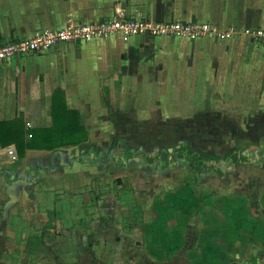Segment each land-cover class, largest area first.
I'll return each mask as SVG.
<instances>
[{"label":"crops","instance_id":"0c3cea01","mask_svg":"<svg viewBox=\"0 0 264 264\" xmlns=\"http://www.w3.org/2000/svg\"><path fill=\"white\" fill-rule=\"evenodd\" d=\"M119 5L130 18L230 35L115 36L0 64V264H240L238 244L243 264H258L264 223L253 211L192 194L193 179L149 201L139 189L152 161L135 143L147 124L200 125L213 110L232 119L248 111L264 126V39L243 33L264 30V0H0V44L70 22L105 23ZM59 91L88 140L21 155L22 135L52 126ZM245 144L223 156L180 145L154 160L188 162L181 147L222 158L239 150V167L250 162Z\"/></svg>","mask_w":264,"mask_h":264},{"label":"rangeland","instance_id":"374dc122","mask_svg":"<svg viewBox=\"0 0 264 264\" xmlns=\"http://www.w3.org/2000/svg\"><path fill=\"white\" fill-rule=\"evenodd\" d=\"M246 112L248 111H238L237 113L241 114L232 119L228 116L233 112H225L223 115V112L219 110L209 111L205 115L206 119L203 120V124L200 125L193 123L188 126H177V123L160 126L147 124L144 127L146 132L144 140L135 143V146L137 144L143 146L144 153L147 155L146 159L152 161L150 164L147 162L149 166L145 163L150 168L144 174L142 180L145 183L139 192L144 198L151 201L154 195H165L170 191V188L180 182L193 179L198 184L194 185L195 189L192 190V194L199 195L205 192L208 195V202L212 199H227V207L236 210L250 209L256 216V220L263 224L264 126L255 125L254 121H250ZM238 138L247 143L245 150L249 154L250 162L239 167L232 166L227 162L220 163L219 166L224 170L222 175L211 171L203 177L198 176L192 172L193 168L191 169L190 162H186L183 156H179L175 163L171 160L170 164L154 160L159 150L167 149L172 152L175 147L180 145L191 146L202 153H215L223 156L235 146ZM231 199L232 201H230ZM211 206L216 207V205ZM222 215L225 217L224 210ZM196 228L197 222L193 229L197 230ZM254 246L257 249L253 250L256 253L258 264H263L264 245L256 244ZM243 248V244L236 246L237 254L240 257L242 254L239 250ZM239 256L237 259L240 264H243L244 262Z\"/></svg>","mask_w":264,"mask_h":264},{"label":"built area","instance_id":"2783aa9c","mask_svg":"<svg viewBox=\"0 0 264 264\" xmlns=\"http://www.w3.org/2000/svg\"><path fill=\"white\" fill-rule=\"evenodd\" d=\"M254 39H264V30H245L243 32ZM229 33L221 32L209 24H186L182 22H152L140 18H130L121 5L115 9L114 17L101 24L68 23L58 30L37 31L33 37L13 43L0 44V64L12 61L17 57L40 55L54 51L60 45L87 44L100 39L115 36L131 38L136 36L181 37L198 39L201 37L224 38ZM10 155L17 160L15 151Z\"/></svg>","mask_w":264,"mask_h":264},{"label":"trees","instance_id":"16d2710c","mask_svg":"<svg viewBox=\"0 0 264 264\" xmlns=\"http://www.w3.org/2000/svg\"><path fill=\"white\" fill-rule=\"evenodd\" d=\"M52 126L27 132V137L22 135L17 142L20 154L27 150H53L57 148H67L78 146L88 140V131L81 125L80 116L75 111H69L63 92H56L53 96ZM29 135L31 137H29ZM185 156L193 167L197 175L206 174L212 170L221 175V171L216 168L222 162H231L233 165H240L246 161L240 158V151H233L224 158L215 155H202L192 148L181 147L176 151Z\"/></svg>","mask_w":264,"mask_h":264}]
</instances>
